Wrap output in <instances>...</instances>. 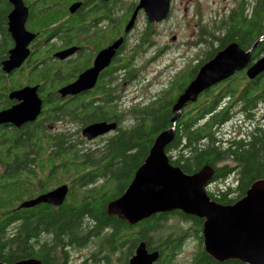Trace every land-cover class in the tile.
Returning a JSON list of instances; mask_svg holds the SVG:
<instances>
[{"label":"flooded vegetation","instance_id":"obj_1","mask_svg":"<svg viewBox=\"0 0 264 264\" xmlns=\"http://www.w3.org/2000/svg\"><path fill=\"white\" fill-rule=\"evenodd\" d=\"M21 2L26 12L25 58L21 65L6 71L7 63L17 47L10 33V16L15 11V5L12 0H0V113L24 103L27 105V116L15 122L0 124V182L19 184L23 193L22 202L14 211L37 213L44 210V206L57 212L63 211V205L69 203L72 185L74 188L81 187L77 177L65 182L66 170L61 166L57 176L53 177L56 180L48 181L47 174L43 176L40 168L43 163L35 159L36 152L49 147L54 151L79 154L87 149L83 146L84 143H97L106 139L105 143L102 142L103 145L100 144L102 146L93 147L92 152L103 150L112 138L132 127L127 123L129 119L134 121L130 115L134 109H144L174 88L181 92L176 98L177 101L197 77L200 69L212 60L208 59L210 56L216 57L232 45L251 53L252 58L259 51L264 56V22L260 26L256 22L257 7L264 6V0H169V13L159 22L149 20L145 10L140 7L142 0ZM173 21L177 23L175 26L188 29L187 39L182 40L173 33L172 27H168ZM168 34L170 43L165 41ZM258 34L261 36L257 40ZM261 38V43L256 45ZM106 51H110L112 55L103 61L105 65L90 90L77 95L62 93L84 73L98 67L99 57ZM168 54L182 58L196 54L197 57L204 58L196 64L184 58L183 69L165 86L159 98L154 97L152 101L145 103H142L143 99H138L140 106L130 110L125 107L129 88L144 82V56L151 57V65ZM237 74L246 75V70L235 75ZM234 76L204 91L197 102L186 105L182 114L192 104L200 102L204 107L205 103H213L210 109L202 112V107L199 106L200 110L193 115L200 112V118L205 121L225 116L227 121L237 118L251 124L249 121L256 118L258 111L253 98L254 91L230 90L235 84H243V87L246 84V81H233ZM36 100L40 104L39 111L35 118L28 120V103L33 108ZM87 116H91L92 121L83 123L81 120ZM98 123L116 124L117 128L89 141L83 136V131ZM214 183L212 181L208 187L209 193ZM102 184V181H97L82 189L93 190ZM63 186H67L68 192L60 206L39 204L27 209L20 208L22 203L34 201ZM80 195L79 193L77 196ZM161 215H166V223L172 229L167 235L173 243L172 248L178 246L172 254L173 264H177L176 261L182 256L188 242L195 239L197 247L201 246L204 221L181 211H173L156 214L133 227H140L150 219L158 220L162 218ZM109 216L124 221L116 216ZM199 220L202 221L201 224ZM83 223L86 230H93L94 224L91 221L86 220ZM11 228L9 231L14 229ZM112 233V228L107 229L108 236ZM90 236V233L85 235L87 241L83 245L64 241V245L58 246L55 256L59 264H130L142 243H145L149 254L159 253L160 251L151 249L162 245L150 247L143 240L130 244L124 239L117 241L116 245L110 241L112 244L99 248L92 245L97 240L90 239ZM48 237L44 233L39 239L44 243L49 240ZM32 241L36 243L38 240ZM161 252L164 255V251ZM197 252L198 250L188 264H193Z\"/></svg>","mask_w":264,"mask_h":264},{"label":"trees","instance_id":"obj_2","mask_svg":"<svg viewBox=\"0 0 264 264\" xmlns=\"http://www.w3.org/2000/svg\"><path fill=\"white\" fill-rule=\"evenodd\" d=\"M256 22L258 26L264 22V6L257 7ZM260 36L261 34L257 35V40ZM262 56L259 51L252 61ZM213 58L214 56H210L208 59ZM233 81H246V84L245 87L243 84H235L230 90L242 92L253 89L256 107L259 109L262 105L264 108V74L253 81L244 74H237ZM185 87L186 85L183 88ZM179 93L181 92L174 88L144 109H134L130 113L134 118V125L112 138L100 152L82 151L79 154H69L65 151H54L49 147L36 152L35 159L43 163L40 168L43 176L47 174L48 181L56 180L53 177L57 176L60 166L66 170L65 182L72 177L78 178L81 187L74 188L72 185L69 203L63 205V211L57 212L48 206H44V210L37 213L14 211L22 202L20 186L12 184L11 181V184L0 182V262L13 264L21 260L37 259L42 264H59L55 256L58 246L64 245V241L83 245L87 241L85 235L90 233V239L97 240L99 248H105L109 243L116 245L117 241L124 239L130 244L140 240L147 241L150 247L162 244L151 249L160 251L158 264H173L172 254L178 246L173 249V243L167 237L172 229L166 223V215H161L162 218L158 220L154 218L145 221L140 227H133L127 222L110 217L107 211L108 205L127 190L136 171L147 159L156 138L172 127L171 120L175 117L172 106ZM205 105L202 107L199 102L188 106L177 123L174 142L166 149V153L171 164L179 167L185 174L193 175L205 167H211L214 170L212 181L229 180L228 185L218 194L208 192V195L218 204L233 205L242 199L256 182L264 181V111L263 119H258L257 114L254 120L249 121L252 125L247 131H242L234 138H223L218 128L228 122L226 117L203 120L199 113L210 109L213 103ZM197 110L200 112L193 115ZM81 121L90 123L92 118L87 116ZM222 163L224 165L220 166ZM231 178H234L233 182ZM97 181H102L103 184L93 190L82 189ZM110 182L122 184L119 192L113 197H107L104 191ZM79 193L81 195L77 196ZM86 220L94 224L93 230L84 228L83 222ZM15 223L17 224L14 225ZM199 223L202 221L199 220ZM12 225L14 229L9 231ZM109 228L113 231L110 236L106 234ZM44 233L49 236V240L41 243L39 237ZM32 239L38 241L34 243ZM161 251H164V255ZM193 264L219 263L205 252L201 241ZM223 264L242 263L229 261Z\"/></svg>","mask_w":264,"mask_h":264},{"label":"water","instance_id":"obj_3","mask_svg":"<svg viewBox=\"0 0 264 264\" xmlns=\"http://www.w3.org/2000/svg\"><path fill=\"white\" fill-rule=\"evenodd\" d=\"M12 2L15 11L10 16V33L17 47L10 62L7 63L6 71L21 65L26 47L24 28L26 12L21 0ZM140 7L145 10L151 22L164 20L170 9L169 0H142ZM262 40L263 38L256 45ZM111 55L110 51L104 52L99 57L98 67L84 73L76 83L65 88L62 93L77 95L90 90L105 65L103 61ZM245 70L246 77L251 81L263 75L264 56L252 62V54L240 50L236 45L219 53L200 69L197 77L173 107L175 117L171 120L172 127L156 138L147 159L136 171L124 194L108 205L109 215L116 216L133 226L156 214L181 211L204 221L202 233L204 250L217 263L239 261L242 264H264V181L256 182L235 204L224 206L213 201L208 195L207 189L214 176L211 167L188 175L179 167L172 165L166 153V149L174 142L176 126L186 105L197 102L199 95L207 89ZM23 93L25 91L21 94ZM35 104V107L31 108V104L28 103V120L35 118L39 111L40 104L37 100ZM26 106L24 103L0 113V124L15 122L27 116ZM116 128V124L98 123L85 128L83 136L92 141L115 131ZM67 192V186L60 187L34 201L22 203L20 208L27 209L39 204L60 206ZM159 258L158 252L149 254L145 243H142L130 264H155ZM13 264L42 262L26 259Z\"/></svg>","mask_w":264,"mask_h":264},{"label":"rangeland","instance_id":"obj_4","mask_svg":"<svg viewBox=\"0 0 264 264\" xmlns=\"http://www.w3.org/2000/svg\"><path fill=\"white\" fill-rule=\"evenodd\" d=\"M183 11V10H181ZM211 10H209V13ZM177 23L176 22H171L168 24V27L173 28V33L177 36H179L182 40H185L188 38V29L184 26L181 28L178 26H175ZM175 27V28H174ZM170 36L168 34L167 39H165L166 42H169ZM151 57L144 56L143 59V69L144 71L142 72V77L144 78L143 83H139L136 85H133L129 88V98L128 102L126 103L125 107H128V109H133L136 108L139 105L138 99H143L142 103L152 101V99L159 98L161 95L160 93L164 90L165 86H168L169 82L174 78V76L181 70L183 69V66L185 62H183V59L185 60H192L195 64L198 62V60H202L204 56L197 57L196 54H193L188 57L182 58L181 56H175L173 54H168L160 58L157 62L153 64H149V60ZM141 102V101H140ZM141 104V103H140ZM264 108L263 106H259L258 109V119H263ZM262 121V120H261ZM129 127L134 125V121L132 119H129ZM251 126V124H248L247 122L243 121L242 119H234L231 121H228L224 126L218 129L219 134L223 138H234L238 136L242 131L248 130V128ZM106 140V139H105ZM105 140L99 141L97 143H84L83 146L86 147L87 149L83 150L85 152H92L93 147H96L97 145L104 144ZM104 142V143H102ZM100 145V146H102ZM103 148V147H102ZM99 150L98 152H100ZM95 152V151H94ZM232 182L234 181V178H231ZM227 182L229 180H225L222 182H215L211 187H210V192L211 193H217L218 191H221L224 187L227 186ZM122 185V184H121ZM120 183H115L113 184L110 182L109 186L104 190L105 193H107V197H113L116 195L120 188H121ZM209 191V189H208ZM99 242L97 241L96 243H93L95 247H98ZM198 243L197 241L192 240L188 242L186 245L183 254L180 258L177 259L176 263L177 264H188V261L192 259L194 253L199 249L197 247Z\"/></svg>","mask_w":264,"mask_h":264}]
</instances>
